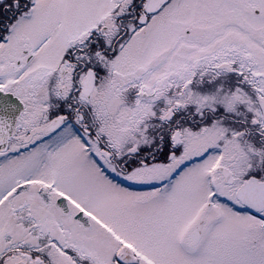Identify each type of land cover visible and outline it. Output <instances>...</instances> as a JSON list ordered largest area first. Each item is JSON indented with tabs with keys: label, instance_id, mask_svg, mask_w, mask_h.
<instances>
[{
	"label": "snow or ice",
	"instance_id": "obj_1",
	"mask_svg": "<svg viewBox=\"0 0 264 264\" xmlns=\"http://www.w3.org/2000/svg\"><path fill=\"white\" fill-rule=\"evenodd\" d=\"M0 264H264V0H0Z\"/></svg>",
	"mask_w": 264,
	"mask_h": 264
}]
</instances>
